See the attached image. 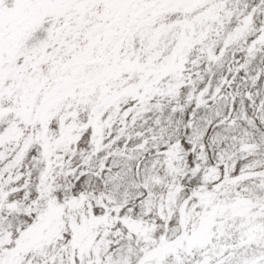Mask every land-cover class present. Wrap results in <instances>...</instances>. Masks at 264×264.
Segmentation results:
<instances>
[{
	"label": "snow or ice",
	"instance_id": "1",
	"mask_svg": "<svg viewBox=\"0 0 264 264\" xmlns=\"http://www.w3.org/2000/svg\"><path fill=\"white\" fill-rule=\"evenodd\" d=\"M0 264H264V0H0Z\"/></svg>",
	"mask_w": 264,
	"mask_h": 264
}]
</instances>
